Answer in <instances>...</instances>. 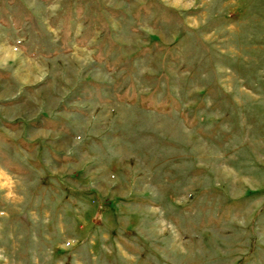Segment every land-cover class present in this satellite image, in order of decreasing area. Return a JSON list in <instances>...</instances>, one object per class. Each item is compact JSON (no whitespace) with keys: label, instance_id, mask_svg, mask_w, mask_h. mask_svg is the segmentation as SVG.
I'll return each instance as SVG.
<instances>
[{"label":"rangeland","instance_id":"obj_1","mask_svg":"<svg viewBox=\"0 0 264 264\" xmlns=\"http://www.w3.org/2000/svg\"><path fill=\"white\" fill-rule=\"evenodd\" d=\"M0 264H264V0H0Z\"/></svg>","mask_w":264,"mask_h":264},{"label":"crops","instance_id":"obj_2","mask_svg":"<svg viewBox=\"0 0 264 264\" xmlns=\"http://www.w3.org/2000/svg\"><path fill=\"white\" fill-rule=\"evenodd\" d=\"M8 51V53H7V55H6V57L5 58H14V57H16L17 56V54L16 53H14L13 51H11V50H7ZM27 67H25L27 70V75H28V77L30 76V74H31V70H33L34 68L32 67V66H28V65H26ZM29 72V73H28Z\"/></svg>","mask_w":264,"mask_h":264},{"label":"bare ground","instance_id":"obj_3","mask_svg":"<svg viewBox=\"0 0 264 264\" xmlns=\"http://www.w3.org/2000/svg\"><path fill=\"white\" fill-rule=\"evenodd\" d=\"M33 70H31L30 72H32ZM29 73V72H28Z\"/></svg>","mask_w":264,"mask_h":264}]
</instances>
